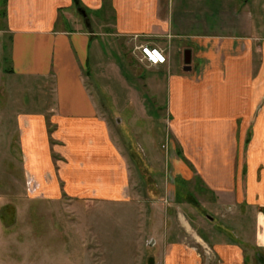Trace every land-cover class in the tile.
Here are the masks:
<instances>
[{
  "label": "crops",
  "instance_id": "1",
  "mask_svg": "<svg viewBox=\"0 0 264 264\" xmlns=\"http://www.w3.org/2000/svg\"><path fill=\"white\" fill-rule=\"evenodd\" d=\"M79 7L86 17L74 0H6L13 75L53 85L49 114L21 118L27 179L43 188L30 191L52 200L124 198L128 162L84 78L91 65L107 68L100 43L122 38L167 58L146 85L166 90L173 176H199L232 210L256 209L254 243L264 249V1L79 0Z\"/></svg>",
  "mask_w": 264,
  "mask_h": 264
},
{
  "label": "rangeland",
  "instance_id": "2",
  "mask_svg": "<svg viewBox=\"0 0 264 264\" xmlns=\"http://www.w3.org/2000/svg\"><path fill=\"white\" fill-rule=\"evenodd\" d=\"M5 6L0 0V264H165L167 257L171 264H264V249L254 243L256 209L240 203L232 210L199 176H173L166 90L146 85L152 68L122 38L100 43L107 68L91 65L84 78L126 156L124 198L35 197L30 189L39 187L27 179L21 118L49 114L53 85L13 75ZM177 244L183 249L170 250Z\"/></svg>",
  "mask_w": 264,
  "mask_h": 264
},
{
  "label": "built area",
  "instance_id": "3",
  "mask_svg": "<svg viewBox=\"0 0 264 264\" xmlns=\"http://www.w3.org/2000/svg\"><path fill=\"white\" fill-rule=\"evenodd\" d=\"M135 51L138 53L139 61L147 67L153 68L167 63L164 52L159 48L140 45L135 46Z\"/></svg>",
  "mask_w": 264,
  "mask_h": 264
},
{
  "label": "water",
  "instance_id": "4",
  "mask_svg": "<svg viewBox=\"0 0 264 264\" xmlns=\"http://www.w3.org/2000/svg\"><path fill=\"white\" fill-rule=\"evenodd\" d=\"M76 6L78 7V12L83 15L84 17H86V12L79 7V0H74ZM186 64L189 65L190 64V53L187 52L186 53V58H185Z\"/></svg>",
  "mask_w": 264,
  "mask_h": 264
}]
</instances>
